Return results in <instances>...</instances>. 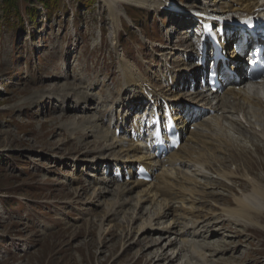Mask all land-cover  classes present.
I'll return each mask as SVG.
<instances>
[{
	"label": "rangeland",
	"instance_id": "374dc122",
	"mask_svg": "<svg viewBox=\"0 0 264 264\" xmlns=\"http://www.w3.org/2000/svg\"><path fill=\"white\" fill-rule=\"evenodd\" d=\"M172 1L190 5L201 4L202 0ZM28 6L37 8L36 20L29 18ZM125 6L134 22L122 15L118 53L114 52L111 16L103 0L90 4L86 0H64L51 16L43 1L17 0L16 7L0 13V264H153V258L145 252L147 246L131 244L141 234L142 220L132 222L128 214V219L122 221V214L115 215L110 219L109 230L100 236L105 205H92L91 214H87L90 204L85 202L90 192L79 178L84 169L74 165L71 156H81L82 149L94 145L82 142L83 131L72 134L64 126L65 121L76 117L67 109L71 100L64 110L53 99L31 101L36 92L47 87L60 83L89 86L97 78L100 81V77L103 83L96 85L97 90L106 86L115 90L119 76L116 61L123 56L130 65L142 72L148 70L150 75L160 69L163 62L156 53L165 45V33H178V28H172L174 23L165 11L156 13L128 3ZM177 33L171 34L172 41ZM179 38L176 44L183 47ZM64 60L74 68L69 70L71 78L56 82V76H64ZM83 79L92 80L83 83ZM253 140L251 146L257 148V155L248 147L242 155L227 156L224 163L228 170L239 166L238 172L242 173V164L232 160L240 163V159H245V166L264 182V147H260L259 139ZM232 182L236 192L238 184L251 190L240 178ZM206 183L207 191L215 195L202 199L205 211H219V206L227 203L233 205L231 183ZM220 219L214 218L213 222ZM257 220L259 227L221 223L225 228L222 231L232 236L226 237L232 249L215 255L214 264H264V212ZM184 260L177 259V263Z\"/></svg>",
	"mask_w": 264,
	"mask_h": 264
},
{
	"label": "bare ground",
	"instance_id": "6f19581e",
	"mask_svg": "<svg viewBox=\"0 0 264 264\" xmlns=\"http://www.w3.org/2000/svg\"><path fill=\"white\" fill-rule=\"evenodd\" d=\"M103 1L106 3L111 16L115 53H118L119 42H121L119 37V26L122 23L121 17L122 15L128 17L124 8L125 3L146 7L153 11H161L166 8L173 16L174 13L179 12L177 10L173 12L171 0ZM212 1L214 2L202 0L201 4L211 2L213 3L212 5L203 6H213L215 8L212 7V9H221L223 12H235L239 10L249 12L257 9L264 0ZM181 5L186 6L188 3L182 2ZM172 19L175 21L174 23L178 22L180 24L177 17H173ZM172 33H177V30L166 33L168 42L160 47L162 51L156 53L157 57L164 62L173 60L175 62L174 71L180 77L186 75L187 72L194 73L197 70V66L184 59V56H191L192 50L177 46V39L173 43L171 39ZM235 59L241 61V58L237 56H235ZM116 62L118 63L117 76L120 75V78L117 79L120 86L116 90V97L109 89H106L105 98L99 97L97 102L94 103L98 105L95 112L84 113V109L93 107V105H88L90 99L96 97V92H92L91 90L93 85L102 81L101 78L100 81L99 78L92 82L90 80L89 86H79L74 83L70 85L68 83H60L61 85L58 84L59 86H50L42 92H36L31 99V101L37 102L43 98L53 99L56 102L59 101L61 103L59 105H63V107L66 102L70 100L73 102L72 106H69V110H75L76 117L65 121L64 126L72 134L75 131H83L82 142H85L86 145H94L93 148L82 149L81 156H71L72 162L78 168L86 165L96 169L98 164L109 161L117 165L130 166L134 161L143 158V156L136 153L130 154L131 151L136 152L140 149L132 143L121 144L120 138L110 134L109 127L111 122L122 114L124 108H127L132 100L141 99L140 97L144 90L141 84L143 79H147L148 70L142 72V70H139L134 65L131 64V66L126 57H119ZM63 64L66 66V62ZM67 71L68 77H66V74L58 77L56 74H53V76H56L55 81L62 78H71L70 71ZM67 71L64 68V73H67ZM97 76L99 77L100 75ZM160 76L161 72L155 74L156 81L160 80ZM83 80L76 83H81ZM86 81L88 79H85L83 83ZM258 87H261V85ZM128 89L129 92H134H131L129 95L125 94ZM170 89L171 87L158 88L155 91V95L163 96L176 105L186 100L192 107H194L193 104H196L214 113H211L209 116L205 113L204 117L195 123L198 126V130L188 132L187 139L191 140L192 144L185 143L182 145L181 149H185L183 154L181 153L182 150H178L169 156L167 160L159 163L149 161L151 167L163 165V168L156 174L153 182L149 184L127 182L113 188L107 186L108 180H106L103 172L101 175L95 176V186L88 195V201L85 202L87 205L90 204L88 205L90 207H87L86 210L88 211L87 214H91L92 205L106 206L104 214H102V218L100 219V236L109 230L111 216L123 214L122 221H126L128 219L126 213L129 212L132 213L129 219L133 222L134 219L140 220L145 215V220L142 221L143 223L139 228V233L141 234L131 244L137 243L147 246L145 252L151 255L150 258H153V264H179L177 263V256L180 253H182L181 259L185 258L184 262L180 264H190L188 258L190 254H187L189 250L192 256L201 259L203 263L207 264L208 261L214 260L213 257L218 253H225L232 249V247H228L229 241L226 239V237H230L231 235L225 234V231H222L225 228L221 223L231 221L236 227L240 225L245 227L261 226L257 218L264 212V183L245 166V159L242 160L238 156L240 159L239 165L241 166L242 164V173L238 172L239 166L236 167V170L226 169L224 159L227 156L234 157L235 153L242 155L247 152L249 145H254L253 139L264 141V102L261 100V95L255 91L257 90L255 87L247 88L244 86L239 90L231 88L224 94L215 96L212 100L215 103L206 102L203 98L186 95L183 92L173 93L170 96L168 93ZM107 101H112L114 104L107 108ZM112 106L113 108H111ZM80 109L81 111H76ZM220 111H222L221 115ZM241 112L244 113L247 124L250 120L249 117L252 119L250 121L252 124L251 129L243 126L242 124L244 123L238 119L237 114ZM107 116L110 118L109 125L105 123V120L108 118ZM177 117L183 119L182 116ZM226 121L230 123L231 127L224 126ZM258 123L261 125V129H258ZM180 127H184V125ZM234 127L238 130L246 131L247 136L242 137V139L237 138V136L241 135V132L233 135L235 131ZM89 137L93 139L91 142L90 140L87 141ZM83 146L85 145L83 144ZM253 151L254 155H257V148H254ZM178 161L186 166L185 170H182L181 167H165L166 162L174 164ZM210 173H214L215 177L210 175ZM86 174L89 176L94 175L91 171L86 172ZM79 178L80 180L85 179L83 176ZM201 178H205L204 186L202 185L204 182H202ZM237 178L243 179L251 185V190H242L240 193L233 194L231 200L234 205L227 203L223 207H220V211L211 213H208V210L205 211L203 207L199 206L203 198L206 200L209 194L215 195L207 191L206 184L208 182L206 183V181H210V183L218 181L223 184L225 181L231 183ZM74 180L76 181V179ZM163 194H166V196H163ZM107 195L110 197H107ZM204 202H201V204ZM168 217H170L169 220L167 219ZM214 218L216 220L221 218V221L213 222ZM235 221L237 224L234 223ZM238 223L241 224L238 225ZM131 232L133 231L131 230ZM152 232L153 236H150ZM215 236L216 238L219 236V240H210ZM221 259H224L223 256ZM162 260L165 261L161 263Z\"/></svg>",
	"mask_w": 264,
	"mask_h": 264
},
{
	"label": "trees",
	"instance_id": "16d2710c",
	"mask_svg": "<svg viewBox=\"0 0 264 264\" xmlns=\"http://www.w3.org/2000/svg\"><path fill=\"white\" fill-rule=\"evenodd\" d=\"M43 1L44 6L48 9L49 16H51L55 9L63 6L64 0H40ZM94 0H86L90 4ZM17 0H0V13L1 11L9 12L12 8L16 7ZM90 6V5H89ZM27 14L32 20H36L39 16L37 8L27 7ZM0 27H1V14H0Z\"/></svg>",
	"mask_w": 264,
	"mask_h": 264
}]
</instances>
